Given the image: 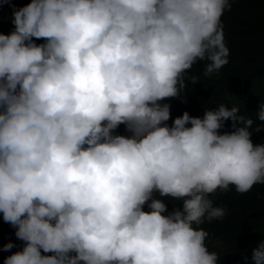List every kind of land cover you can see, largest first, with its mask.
Here are the masks:
<instances>
[{
	"label": "clouds",
	"instance_id": "1",
	"mask_svg": "<svg viewBox=\"0 0 264 264\" xmlns=\"http://www.w3.org/2000/svg\"><path fill=\"white\" fill-rule=\"evenodd\" d=\"M23 1L0 0L2 263L222 264L213 222L245 235L225 264H264V0ZM251 193V219L219 199Z\"/></svg>",
	"mask_w": 264,
	"mask_h": 264
},
{
	"label": "trees",
	"instance_id": "2",
	"mask_svg": "<svg viewBox=\"0 0 264 264\" xmlns=\"http://www.w3.org/2000/svg\"><path fill=\"white\" fill-rule=\"evenodd\" d=\"M28 0H24L19 6L16 8L24 6L26 3H28ZM11 11L9 12V16L11 18ZM14 28V27H13ZM163 103H169L171 105V119L167 122H172V119L176 118L175 114L176 111L175 108L173 107V104L170 99H167L163 101ZM120 130L121 135H129L128 132H126L125 127L123 125L119 126V128L116 130ZM262 188L264 189V185H262ZM251 194H244V195H237V197L229 194L222 195L219 199L223 200L225 203L235 206L238 203L241 202L243 206V210L245 214L250 218V209H249V202L251 198ZM215 197V194L210 195V199H213ZM167 205L168 211L172 210L173 203L174 202H168L164 201ZM175 205L179 207L176 203ZM145 211H148L147 207L145 206L144 208ZM166 214V213H165ZM0 217H2V213H0ZM251 219V218H250ZM203 226L205 230L209 232V238H210V247L211 249L215 251H223L225 250L221 255H220V262L222 264L227 263L229 260L237 258L242 252L245 251V245L243 241L245 240V235L239 234V233H229L226 229V227L223 229L217 225H215L213 222H205L204 224L200 225ZM15 229H13L9 224L4 223L2 219H0V249H2L3 244L8 243L11 241L14 243L17 247H14L10 252H5V251H0V264H3L2 262L4 261V258L11 255L12 253L20 250L22 243L21 241L17 240L15 235H14ZM248 260L250 264H255L251 260V257H248ZM236 264H241V262H238Z\"/></svg>",
	"mask_w": 264,
	"mask_h": 264
}]
</instances>
